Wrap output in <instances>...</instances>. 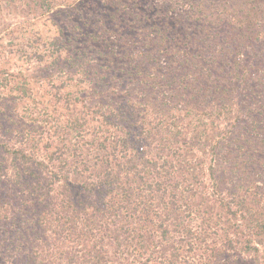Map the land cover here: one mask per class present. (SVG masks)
Returning a JSON list of instances; mask_svg holds the SVG:
<instances>
[{
	"label": "trees",
	"instance_id": "16d2710c",
	"mask_svg": "<svg viewBox=\"0 0 264 264\" xmlns=\"http://www.w3.org/2000/svg\"><path fill=\"white\" fill-rule=\"evenodd\" d=\"M133 2L83 83L9 118L0 264H264V0Z\"/></svg>",
	"mask_w": 264,
	"mask_h": 264
},
{
	"label": "rangeland",
	"instance_id": "374dc122",
	"mask_svg": "<svg viewBox=\"0 0 264 264\" xmlns=\"http://www.w3.org/2000/svg\"><path fill=\"white\" fill-rule=\"evenodd\" d=\"M147 1L160 4V0ZM114 4L121 10L117 17L118 20L124 18L123 23H115L109 19L111 15L116 14ZM127 12L131 14L129 22L137 20L138 2L0 0V138L3 141L6 140L4 138V132L8 130L6 128L12 126L10 119L17 122L22 117L35 118L40 113L38 107H34L33 99H36V102L50 101L52 98L50 92L56 91L52 87L59 86L62 81L70 83V78H74L72 80L78 83L84 82L78 79L82 72L79 67L81 59L77 60L79 55L77 50L87 49L89 52L87 63L92 65L95 63V54L91 47L101 46V52L105 53L114 46L117 48L121 46V39L117 34L124 35L125 28L128 27V16L123 17ZM138 24L139 21H135L133 26L139 28ZM115 25L118 28H114ZM108 28L110 32L106 31ZM61 32L63 35L59 37ZM96 38L103 42H96ZM55 40L59 41L58 47L63 50L59 65L58 62L57 65L54 63L56 47L50 45ZM104 47H107V51L102 50ZM23 85H27L31 93H23L22 89L20 91ZM27 96L30 98L24 99ZM21 98L23 100H20ZM43 109L51 116L58 115L52 108ZM29 113L31 115L27 117ZM48 119L52 122V117ZM37 127L39 131L47 129L41 121L37 123ZM35 132L38 134V131ZM13 135L14 133L9 134L10 142L16 144Z\"/></svg>",
	"mask_w": 264,
	"mask_h": 264
}]
</instances>
